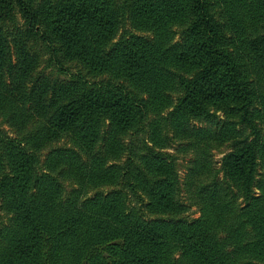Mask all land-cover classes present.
Listing matches in <instances>:
<instances>
[{"label":"trees","instance_id":"obj_1","mask_svg":"<svg viewBox=\"0 0 264 264\" xmlns=\"http://www.w3.org/2000/svg\"><path fill=\"white\" fill-rule=\"evenodd\" d=\"M0 115V264H264V0H0Z\"/></svg>","mask_w":264,"mask_h":264},{"label":"rangeland","instance_id":"obj_2","mask_svg":"<svg viewBox=\"0 0 264 264\" xmlns=\"http://www.w3.org/2000/svg\"><path fill=\"white\" fill-rule=\"evenodd\" d=\"M41 70L43 72H45V74L49 75L52 71L50 69H46V66L44 63H42L41 65ZM53 75L55 74V71H53L52 73ZM220 118L219 121H222L223 119V114L221 113H218L217 114ZM197 126H210L209 123H206V122H198L197 123ZM0 129L2 131H4L8 136L10 137H16L17 134L15 132V129L13 127L10 126L9 123H7L5 121V119L0 115ZM65 142H62L61 144H64ZM60 144V145H61ZM58 145V144H57ZM230 145L231 144H227L225 145L224 147H222L221 150H218V151H215L214 152V162L217 164V167L219 168L220 167V162L222 160V158H224V156L231 151V148H230ZM171 153H174L176 154V157H178V164H179V168H180V174L182 177L185 176V174L187 173V168H188V162L185 161V159L189 160L188 157H185V155L183 154H179L177 151L175 150H170ZM188 216L191 215V217H199L200 214L197 212L196 208H193L192 210H190L189 214H187Z\"/></svg>","mask_w":264,"mask_h":264}]
</instances>
